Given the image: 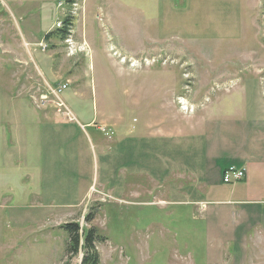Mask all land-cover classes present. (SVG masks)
I'll list each match as a JSON object with an SVG mask.
<instances>
[{"label": "rangeland", "instance_id": "1", "mask_svg": "<svg viewBox=\"0 0 264 264\" xmlns=\"http://www.w3.org/2000/svg\"><path fill=\"white\" fill-rule=\"evenodd\" d=\"M75 1L77 7L74 0H0L8 19L0 46L8 30L9 43L26 53L25 70L34 71L37 63L48 72L65 59V54L51 55L62 44L68 57L58 69L71 82L61 97L76 120L56 113L76 123L95 117L100 131L95 130L105 146L104 153L97 149L89 174L92 191L81 204L60 201L62 196L46 185L43 195H29L21 171L5 169L2 145L23 152L20 129L15 131L17 140L11 132L12 124L25 116L13 113L36 110L31 93L48 94L57 82L48 86V75H40L43 86L27 82L29 91L22 78L10 80L7 66L0 69V264H82L81 253L68 251L69 237L62 226L71 222L95 227L104 238L96 242L98 264H264V237L255 229L235 239L229 212L216 214L217 206L203 202H173L165 180L153 188L148 171L134 166L132 154L123 148L153 139L156 133L146 127L150 117L159 131H183L190 114L180 108V100L195 105V112L217 98L223 106L264 108V0ZM111 5L121 9L120 17L112 8L113 17L106 12ZM62 28L65 43L59 37ZM29 32L38 38L47 34V52L38 49L35 60L27 55L34 48L32 42L26 44ZM70 35L77 46L72 55L66 44ZM117 113L121 122L114 125ZM89 214H94L90 222Z\"/></svg>", "mask_w": 264, "mask_h": 264}, {"label": "crops", "instance_id": "2", "mask_svg": "<svg viewBox=\"0 0 264 264\" xmlns=\"http://www.w3.org/2000/svg\"><path fill=\"white\" fill-rule=\"evenodd\" d=\"M112 2L108 0V3ZM20 5L15 6L21 9ZM111 8L120 17L121 9L113 5L106 9L110 17H113L109 11ZM3 13L0 8V35L3 28L8 26L5 22L8 19ZM65 17V21H69ZM64 30L61 29L59 33L63 42L66 35ZM5 33L6 38L1 41L5 49L0 46V69L7 66L6 74L10 80L17 77L19 82L22 78L29 91L31 87L28 83L37 82L43 86L40 75H48V86H52L50 81L57 82V85L71 82V79H63L62 70L58 69L65 67L62 62H66L68 57L62 44L56 47L58 51L51 53L52 57L58 58L65 54V59L56 65V69L48 68V72H44L35 63L34 71H26V53L20 52L21 46H12L9 43L12 34L8 30ZM45 33L38 38L29 32L26 44L32 42L34 46L27 51L31 60H35L34 55H38V49L47 52L39 45L44 41ZM74 35L76 39L75 30ZM49 41H52L51 36ZM77 63L78 59L75 60ZM19 69L22 70L18 74ZM217 100L219 104L214 106L213 102ZM214 101L207 109H197L196 114H190L183 121V131L181 129L171 133L169 127L159 131L158 123H152L150 117L148 120L151 124L146 127L156 133L151 135L153 139L139 140L137 145L125 144L124 152L126 155L132 154L134 166L148 171L150 183L155 184L153 188L157 189L165 180L170 195L175 197L173 202L180 206H201L203 202L206 206H217L216 214L218 210L229 212L234 222L232 232L235 239L239 236L248 237L253 229L258 236L264 237V108L243 109L233 104L223 106L220 98ZM13 114L25 116L20 122L16 119V123L12 124L11 134L13 140H17L15 131L20 129L21 144L26 147L21 153L16 147L10 148L5 143L2 145L7 152L4 156L5 169L13 174L21 171L22 181L25 178L28 180V194L35 198L44 194L43 188L46 185L50 192L62 196L60 201L81 204L92 191L89 174L93 160L98 158L97 149L101 153L105 152L103 140L97 132L99 127L94 124L95 117L88 123L69 122L50 108L22 109ZM116 115L118 118L114 119V125L121 122V113ZM7 121L9 123L11 119ZM116 143L119 144L118 141ZM143 147H146L144 155ZM231 165L245 167L246 176L241 181L228 184L223 181L222 175ZM224 222L219 225L222 234L226 228Z\"/></svg>", "mask_w": 264, "mask_h": 264}, {"label": "built area", "instance_id": "3", "mask_svg": "<svg viewBox=\"0 0 264 264\" xmlns=\"http://www.w3.org/2000/svg\"><path fill=\"white\" fill-rule=\"evenodd\" d=\"M73 6H75V7L78 6V4L75 0L73 2ZM79 8H80V6H79ZM58 23H57V26L60 27L61 24H58ZM66 43L68 45V51L72 55L77 50V46L73 40L72 35H70L66 39ZM40 46L42 47L43 50H45L47 48V44L43 43V42L40 43ZM67 87H68V83H63V84H60L58 87L53 88L49 94H40L37 97L34 96L33 98L35 100L36 106L38 108H46L49 105H53L59 113H64L68 117H71L72 118L71 120H76V116L74 115V113L71 111V109L67 106V104L65 103V101L61 97V93L64 90H66ZM49 95L52 96V100H50ZM179 105H180V108L185 113H189V114L195 113V105H190L188 103V101H186L185 99L180 100ZM105 128L106 127H103L102 131H105ZM245 175H246V168L245 167H237L235 165H231L224 171V182L225 183L238 182V181L244 179ZM202 206H206V205L202 204Z\"/></svg>", "mask_w": 264, "mask_h": 264}, {"label": "trees", "instance_id": "4", "mask_svg": "<svg viewBox=\"0 0 264 264\" xmlns=\"http://www.w3.org/2000/svg\"><path fill=\"white\" fill-rule=\"evenodd\" d=\"M66 23L68 20L65 21ZM65 29V28H64ZM63 30V29H62ZM66 31V29L64 30ZM49 35V34H48ZM94 219V214L86 216L88 222ZM69 237L68 251L71 255H83L82 264H98L99 252L96 248V242L104 241L102 236L97 235V228H83L78 222L67 223L62 226Z\"/></svg>", "mask_w": 264, "mask_h": 264}]
</instances>
